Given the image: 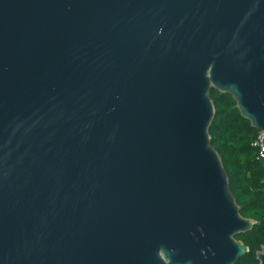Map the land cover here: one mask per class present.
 <instances>
[{
    "label": "water",
    "instance_id": "1",
    "mask_svg": "<svg viewBox=\"0 0 264 264\" xmlns=\"http://www.w3.org/2000/svg\"><path fill=\"white\" fill-rule=\"evenodd\" d=\"M211 89L264 146V0H0V264H236Z\"/></svg>",
    "mask_w": 264,
    "mask_h": 264
},
{
    "label": "trees",
    "instance_id": "2",
    "mask_svg": "<svg viewBox=\"0 0 264 264\" xmlns=\"http://www.w3.org/2000/svg\"><path fill=\"white\" fill-rule=\"evenodd\" d=\"M215 115L209 128L211 146L218 153L229 181L239 213L256 222L247 234L236 240L248 247V253L236 264H258L255 254L264 245V153L258 142L260 132L242 118L227 94L210 90Z\"/></svg>",
    "mask_w": 264,
    "mask_h": 264
},
{
    "label": "built area",
    "instance_id": "3",
    "mask_svg": "<svg viewBox=\"0 0 264 264\" xmlns=\"http://www.w3.org/2000/svg\"><path fill=\"white\" fill-rule=\"evenodd\" d=\"M258 142L261 148V152H260V157L263 158V153H264V146L262 145V137L261 135L258 137Z\"/></svg>",
    "mask_w": 264,
    "mask_h": 264
}]
</instances>
